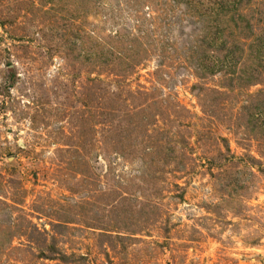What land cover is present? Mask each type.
Wrapping results in <instances>:
<instances>
[{"label":"rangeland","instance_id":"rangeland-1","mask_svg":"<svg viewBox=\"0 0 264 264\" xmlns=\"http://www.w3.org/2000/svg\"><path fill=\"white\" fill-rule=\"evenodd\" d=\"M0 264H264V0H0Z\"/></svg>","mask_w":264,"mask_h":264}]
</instances>
